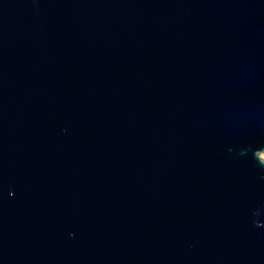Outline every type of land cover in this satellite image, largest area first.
Masks as SVG:
<instances>
[{"label":"water","instance_id":"obj_1","mask_svg":"<svg viewBox=\"0 0 264 264\" xmlns=\"http://www.w3.org/2000/svg\"><path fill=\"white\" fill-rule=\"evenodd\" d=\"M264 0H0V264H264Z\"/></svg>","mask_w":264,"mask_h":264},{"label":"rangeland","instance_id":"obj_2","mask_svg":"<svg viewBox=\"0 0 264 264\" xmlns=\"http://www.w3.org/2000/svg\"><path fill=\"white\" fill-rule=\"evenodd\" d=\"M259 156L262 160H264V152L260 153Z\"/></svg>","mask_w":264,"mask_h":264}]
</instances>
